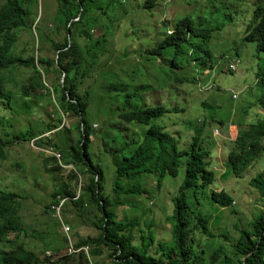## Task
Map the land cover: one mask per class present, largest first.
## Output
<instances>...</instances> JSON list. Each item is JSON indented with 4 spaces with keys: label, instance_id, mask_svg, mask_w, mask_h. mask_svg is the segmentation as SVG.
Wrapping results in <instances>:
<instances>
[{
    "label": "rangeland",
    "instance_id": "1",
    "mask_svg": "<svg viewBox=\"0 0 264 264\" xmlns=\"http://www.w3.org/2000/svg\"><path fill=\"white\" fill-rule=\"evenodd\" d=\"M99 1L101 8L106 9L107 16L104 13L103 17L99 18L101 11L96 12L95 9L94 14L98 15L99 24L92 31V42L82 40L89 61L94 62L98 58L94 51V48H97L94 41L105 40L102 36L111 33L106 38V42H102L103 47L100 48L101 58L98 64L100 69L95 68L93 78L83 87V90L89 93L88 122L93 129L92 159L105 170L107 193L112 198L120 199L125 203L113 208L118 213L119 220L130 221L138 217L140 218V225L136 229L138 236L142 231L147 235L151 232L156 241L169 244L174 225V199L181 193L180 189L186 177L187 158L180 162L179 175L176 177L167 175L160 189L157 187L158 175H146L139 182L119 181L116 176V166L122 161V154L119 155L118 151L124 149V154L130 155L137 147L136 142L143 140L145 130L137 125L119 121L117 115L134 109L157 106H170L173 109L182 105L185 109L184 113H174L170 118L163 117L159 122L161 125H167L169 134L181 136V150L190 146L196 135L195 131L203 127L204 121L209 123L202 135L207 133L209 142L208 130L211 123L215 131L217 128L225 130V123L231 116L238 121L249 119L247 124L260 120L262 117L258 116V105H261L259 101L264 97V85L257 88L249 86L255 82L256 73L264 72V52L259 53L257 58L255 44L244 40L243 31L252 23L256 8L264 5V0H157L154 12L151 13L152 17L148 11L139 12L141 10L139 4L145 0H125L118 9H113L115 16L112 14V8L107 9L105 0ZM4 2L0 0V9L4 6ZM113 4L118 5L115 2ZM92 6L96 8L95 5ZM29 7L31 16L27 22L34 26L32 30L28 27L20 30L12 56L24 59L31 56L56 58L53 42H62L68 37L67 31L60 28V23L57 22L59 3L57 0H30ZM188 15L198 16L195 19L196 23L203 27L215 29L211 46L214 47L212 70L207 71L203 77L199 76L203 82L210 77L211 83L207 90L203 88V91H200V82L196 84L191 81L194 75L197 76V72L196 74L191 72L195 69V65L186 62L182 72L179 73L189 78L191 76L190 81L183 85L177 83L178 81L174 82L177 91L175 96H172V99L174 98L172 100L168 96L169 89L161 86L165 77L159 75L158 67L140 61L136 56L144 54L147 48L161 41L166 33L165 29L171 27L172 20ZM164 17L166 20H163ZM106 18L116 23L103 22ZM58 26L59 32L54 33ZM237 55L241 59V64L235 72H231L228 68L229 61ZM33 74L31 68L17 66L2 72L5 85L11 95L8 105L0 103V118L6 120L0 130V145H3V159L0 157V193L15 192L20 196L18 215L26 228V233L22 235L20 242L32 247L38 255L44 254L50 257L46 252H53L54 257L51 258L57 261L60 257L69 254L70 243L76 245L80 240L90 236L98 237L100 230L95 224L100 212L89 206L81 214V210L76 209L70 200H67L63 208L64 212L60 215L51 212L49 208L52 194L56 189L63 188L68 178L72 185L76 186L77 193H80L82 182L81 177L72 178L76 174L73 166L57 169V165L63 162L62 158L59 161L55 156L59 155V152L51 150L48 146L39 149L36 147V142L44 139L47 141L46 145L49 143L52 147L62 143L65 146L75 144L79 140L77 131L79 119L72 115L69 117L62 115L63 121H60L59 115L62 111L54 101L56 98L49 100L43 96L41 90L36 97L26 101L22 93L30 89V78ZM140 74L143 77H138ZM135 78L140 79L137 80L138 85L134 84L132 88L131 80ZM173 78V75L168 74L165 81H172ZM63 79L64 76L60 77L55 73H51L48 78L42 75V81L50 93H53L52 86L62 82ZM154 83H159V86H155ZM113 86H116L114 91ZM149 86L152 87L149 93L138 95L142 91L141 87ZM180 91L182 97L179 100ZM133 92L138 98L130 96ZM237 93L239 98L232 99V95ZM167 100L169 105L166 104ZM143 103L146 106H143ZM26 132H31L36 140L16 141L13 144L7 142L12 141L13 139H10L15 135L27 134ZM207 147L211 151L209 144ZM226 155L228 156L219 152L218 155L212 154L214 158L211 162L217 172L215 185L225 188L232 194L235 203L225 208L215 203L211 198L215 186L198 188L196 192L190 191L187 196V203L191 208L187 217L195 214L208 218L210 235L199 234L195 237V241L198 248H208L210 251L218 246H224L229 250V243L238 238L239 229L249 228L257 211L263 208V201L258 193L247 180L232 171ZM54 158L57 161H54ZM258 168L259 165L246 174L254 175ZM138 183L142 184L146 191L143 195H117L113 190L116 184L122 188H129ZM149 195L151 199L148 198ZM64 224L72 227L69 234L65 233ZM55 247H62L61 252H56ZM89 248L98 251L97 255L94 254L95 257L90 250L89 264H111L106 246ZM70 264H74V261Z\"/></svg>",
    "mask_w": 264,
    "mask_h": 264
},
{
    "label": "trees",
    "instance_id": "2",
    "mask_svg": "<svg viewBox=\"0 0 264 264\" xmlns=\"http://www.w3.org/2000/svg\"><path fill=\"white\" fill-rule=\"evenodd\" d=\"M4 1V6L0 9V103L8 105L11 95L5 85L2 72L15 66L29 67L34 71V74L30 78V89H26L22 93L26 97V101L36 97V94L41 90L44 93L42 95L49 100L56 98L54 101L57 103L58 109L62 111V114L59 115L60 121H63L62 115L67 117L72 115L79 119L77 126L79 140L75 144L65 146L62 143L57 147H52L49 143L46 145L47 141L44 139L36 142V147L39 149L48 146L51 150L59 152L63 162L57 165L58 170L71 165L76 171L75 177L72 176V178L81 177L79 196L76 186L72 185L69 178L63 188L55 190L49 204L51 212L56 213L53 207L58 206L61 200L67 198L76 209L81 210V214L89 206L100 212L95 224L100 230L98 237L90 236L82 239L75 247L81 249L82 247L104 245L109 253L111 264H264V114L260 120L257 119L254 123L242 124L238 132L225 142V154H228L226 156L232 171L247 180L253 187V190L263 201V208L257 211L249 228L239 229L238 238L229 243V250L224 246H218L210 251L208 248H198L195 241V237L199 234L210 235L208 218L195 214H190L187 217L191 210L187 203V196L190 191L196 192L198 188L205 189L215 186L211 198L222 208L231 206L235 198L225 188L215 185L217 172L214 169L215 165L211 162L214 156H212V150L210 151L207 147L206 134L202 135L209 122L204 121L203 127L195 131L196 135L190 146L181 150V136L169 134L167 125H161L159 122L163 117L170 118L174 113H177L179 108H181L180 112L184 113L185 109L182 105L174 104L176 107L173 109L170 106H157L119 113L117 115L119 121L137 125L145 130L143 140L136 142L137 147L130 155L124 154V149L118 151L119 155L122 154V161L116 166V176L119 181L139 182L146 175H158L157 187L160 189L167 175L173 177L179 175L180 162L187 158L186 177L180 189L181 193L174 199L175 213L171 242L169 244L158 242L151 232L147 235L142 231V234L138 236L136 229L140 225V218L137 217L130 221L119 220L118 213L113 208L125 205V203L120 199L112 198L107 193L105 170L93 161L91 154L93 129L88 122L90 101L89 93L85 92L83 87L89 79L93 78L95 68L97 69L100 62L102 42H106V38L111 33L108 32L106 36H102V39L105 40L94 41L95 47H97L94 48L95 55L98 56L94 62L89 61L82 40L92 42V31L99 24L98 15L94 14L95 9L96 12L101 11L99 18L104 13L107 16L106 9L101 8L99 0H57L59 3L57 22L59 21L60 28L67 31L68 37H65L62 42H53L56 58L31 56L24 59L23 57H13L12 53L19 39L20 30L25 27L32 30L34 26L27 22L31 16L30 0ZM110 1L112 2V0H105L107 9L112 8V14L115 16L113 9H118L125 0H113L118 5L110 3ZM156 2L157 0H145L142 2L143 4H139L141 6L139 12L148 11L152 17L151 13L154 12ZM92 5H95L96 8ZM165 18L163 20H166ZM197 18L198 16L188 15L172 20L173 23L170 27L172 30L165 29L166 33L161 41L158 40L159 42H155L153 46L147 48L144 54L135 55L140 61L154 67L157 66L159 75L165 77V80L168 74L174 76L172 81L163 79L161 85L162 88L169 89L168 96L171 99L177 91L174 88V82L178 81L177 83L183 85L190 81L191 76L189 78L179 73L182 72L186 62L195 65V69L191 72L195 74L197 72V76L194 75L191 81L196 84H198L199 76L203 77L207 71L212 70L214 47L211 46L215 29L206 28L196 23L195 19ZM103 22L116 23L108 18ZM164 25L162 26L164 27ZM60 28L58 26L54 33H58ZM167 30L171 31V35H167ZM243 33L244 40L254 43L258 53L264 52V5H259L256 8L252 23L246 26ZM107 52L110 53V51ZM51 73L60 75V77L64 76L62 82L52 86L53 93H50L42 81V75L48 78ZM138 77L141 78L143 75L140 74ZM138 79L131 80L132 88L134 84L138 85ZM150 79L152 80V78ZM206 79L203 86L208 83L210 77ZM263 81L259 79V86L263 85ZM154 84L159 86V83ZM115 89L116 86H113L112 90ZM140 89L142 91L138 95L141 93L143 96L145 93H149L148 91H151L152 87H141ZM121 94L124 93L121 92ZM138 95L134 92L132 95L130 94L133 98H138ZM181 97L182 91L179 92V100ZM259 102L261 105L258 107L264 111V97ZM166 104L169 105L168 100ZM142 105L146 106L144 103ZM4 122H6L5 118L4 120L0 118V130L4 127ZM26 133L15 135L10 139H13L12 141L7 142L13 144L16 141L36 140L31 132ZM136 144L134 143V146ZM2 148L3 145H0V157L3 159ZM54 161L57 159L54 158ZM258 165L256 174H246ZM113 190L117 195L127 196H139L146 193L140 183L129 188H122L116 184ZM148 198L151 199V196L149 195ZM19 199L20 196L15 192L0 193V264H41L46 262L49 264H70L72 261L74 264H89V255L85 251L69 253L57 261H53L51 258L54 257L53 252L50 257H46L44 254L38 255L32 247H27L23 242H20V238L26 233V228L18 215ZM65 242L66 240L63 245ZM61 249L62 247L54 248L59 253ZM90 250L93 255H97L96 249Z\"/></svg>",
    "mask_w": 264,
    "mask_h": 264
},
{
    "label": "crops",
    "instance_id": "3",
    "mask_svg": "<svg viewBox=\"0 0 264 264\" xmlns=\"http://www.w3.org/2000/svg\"><path fill=\"white\" fill-rule=\"evenodd\" d=\"M255 49H256V46H255ZM256 51H257V49H256ZM256 53L257 54L255 56H257V58H258L260 54L258 53V51ZM237 57H239V56L237 55ZM259 79L264 80V72L262 73V71H260L259 73H256L255 82L252 83L249 87L250 88H257L259 86ZM198 82H200L199 83L200 91H203L202 90L203 88L205 90H207L209 88L210 83H211V78L208 80L207 85H205L206 87L203 86V80L201 81L200 78H199ZM262 84L264 85V81L262 82ZM244 88H246V86ZM234 95H236V98H234ZM234 95H232V99H238L239 98V93L234 94ZM184 102L187 103V101H184ZM203 105L206 106L204 103H203ZM180 111H181V108L178 109L177 113H179ZM263 114H264V111L259 108L258 116L263 117ZM248 121H250V120L249 119L248 120L247 119H240V121H238V119H233V116H231L230 119L227 121V123H225L226 129L225 130L221 129L219 131V132H222L220 135L214 134V132L216 130L215 131L213 130V125L211 123L209 130H208L209 142H206V143H207V145L209 144L213 155L214 154L218 155V152H219V154H225L226 153V145H225L226 140H230L238 132V129L240 128V126L242 124H247L246 122H248ZM190 134L192 135V133H190ZM206 137H208L207 133H206Z\"/></svg>",
    "mask_w": 264,
    "mask_h": 264
},
{
    "label": "built area",
    "instance_id": "4",
    "mask_svg": "<svg viewBox=\"0 0 264 264\" xmlns=\"http://www.w3.org/2000/svg\"><path fill=\"white\" fill-rule=\"evenodd\" d=\"M167 35H171L170 30H167ZM240 64H241V59L239 57H235L234 59L230 60L228 68L231 72H235ZM234 98H236V95H234ZM218 133H220V132L218 129H216L215 134H218ZM55 156L58 158L59 161L61 160L60 155H55ZM66 167H71V165L66 166ZM79 194L80 193H78V196H79ZM67 200H68V198L63 199V200H61V202L58 206L53 207V209H55L57 215H60V213L62 212L63 206L67 202ZM61 221H62V219H61ZM64 229L66 230L65 231L66 234H69V232L72 231V227L70 225H67V224H64ZM81 251H85L90 256V248L89 247H82L81 249H77L75 247L74 243H70V252H69L70 254L78 253ZM48 254L51 255V252Z\"/></svg>",
    "mask_w": 264,
    "mask_h": 264
},
{
    "label": "water",
    "instance_id": "5",
    "mask_svg": "<svg viewBox=\"0 0 264 264\" xmlns=\"http://www.w3.org/2000/svg\"><path fill=\"white\" fill-rule=\"evenodd\" d=\"M69 38H70V36H69Z\"/></svg>",
    "mask_w": 264,
    "mask_h": 264
}]
</instances>
